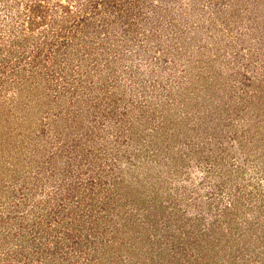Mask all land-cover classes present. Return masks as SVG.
I'll use <instances>...</instances> for the list:
<instances>
[{
	"label": "rangeland",
	"instance_id": "1",
	"mask_svg": "<svg viewBox=\"0 0 264 264\" xmlns=\"http://www.w3.org/2000/svg\"><path fill=\"white\" fill-rule=\"evenodd\" d=\"M0 264H264V0H0Z\"/></svg>",
	"mask_w": 264,
	"mask_h": 264
},
{
	"label": "trees",
	"instance_id": "2",
	"mask_svg": "<svg viewBox=\"0 0 264 264\" xmlns=\"http://www.w3.org/2000/svg\"><path fill=\"white\" fill-rule=\"evenodd\" d=\"M39 7H40V6H39ZM46 10L49 12V8H48V7L46 8ZM46 10H45V11H46Z\"/></svg>",
	"mask_w": 264,
	"mask_h": 264
}]
</instances>
